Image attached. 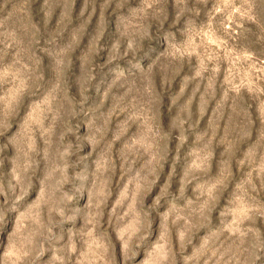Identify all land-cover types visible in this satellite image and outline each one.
Returning <instances> with one entry per match:
<instances>
[{
    "label": "rangeland",
    "instance_id": "374dc122",
    "mask_svg": "<svg viewBox=\"0 0 264 264\" xmlns=\"http://www.w3.org/2000/svg\"><path fill=\"white\" fill-rule=\"evenodd\" d=\"M0 264H264V0H0Z\"/></svg>",
    "mask_w": 264,
    "mask_h": 264
}]
</instances>
